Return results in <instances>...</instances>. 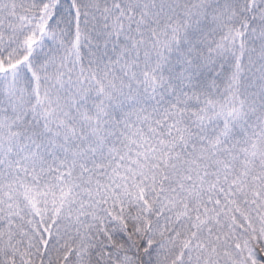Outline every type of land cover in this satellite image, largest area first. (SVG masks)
<instances>
[{"label":"snow or ice","instance_id":"1","mask_svg":"<svg viewBox=\"0 0 264 264\" xmlns=\"http://www.w3.org/2000/svg\"><path fill=\"white\" fill-rule=\"evenodd\" d=\"M0 264H264V0H0Z\"/></svg>","mask_w":264,"mask_h":264}]
</instances>
